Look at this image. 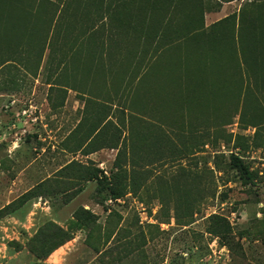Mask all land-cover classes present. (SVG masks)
<instances>
[{"label": "rangeland", "instance_id": "374dc122", "mask_svg": "<svg viewBox=\"0 0 264 264\" xmlns=\"http://www.w3.org/2000/svg\"><path fill=\"white\" fill-rule=\"evenodd\" d=\"M241 12L264 37V0L5 13L0 264H264V63L230 52Z\"/></svg>", "mask_w": 264, "mask_h": 264}, {"label": "trees", "instance_id": "16d2710c", "mask_svg": "<svg viewBox=\"0 0 264 264\" xmlns=\"http://www.w3.org/2000/svg\"><path fill=\"white\" fill-rule=\"evenodd\" d=\"M18 1L19 0H0V23L4 22V23L10 24L13 21V23L11 25H14V22L16 21L17 16H16L15 20L13 18H11L10 15H8V17H4V16L6 15L5 13L9 14V12H12L13 10H15V8H17V2ZM151 4L153 5L154 8H157L156 7V5L158 4L157 1H154ZM1 15L3 16L4 21H2ZM7 18H8V21L5 22V20ZM253 19H255V18L249 19L248 16L245 14H242V12L239 14V16H238L239 26L237 29L236 47H235V41L233 43L232 42L230 43V52L238 54L241 58L243 67L246 70H248V69L251 70L252 72H254L256 70L260 71L262 68V66L260 68V65H262L261 62L264 63V37H263V32H262V28L260 27V25H258L259 23H257V21H259V19H257V21L253 20ZM219 23L217 25H219ZM211 29H215V25ZM210 34H212V33H209V34L206 33L205 34L208 36L209 40H210ZM195 39H196V37H195ZM7 45H9V44H7ZM1 46L2 45H0V61L2 64L3 63L2 56L4 55V51H3V48ZM6 48L8 51L9 47H6ZM142 78H144V77L143 76L139 77L138 81L142 82ZM124 109H126V108H121L122 113H124ZM108 123H109L108 121H105V122H103V124H97V125L95 124L94 125V127L92 129V132L95 133L94 139L104 135L103 130H105V128L108 127L107 126ZM116 129L118 132L121 131L120 127L119 128L116 127ZM103 141L104 142L102 144V147L117 148V144H115L113 142L114 137H112L111 139H105ZM233 158L235 159V163H236L237 167H240L241 169H245L244 164L237 157H233ZM110 196L112 199H118L119 197H121V194L119 192H117V190H113L110 192ZM61 234H63V232L59 231L56 228V231L52 234V236L54 238H57V237H60ZM216 234L220 235V233H218V232H216Z\"/></svg>", "mask_w": 264, "mask_h": 264}]
</instances>
